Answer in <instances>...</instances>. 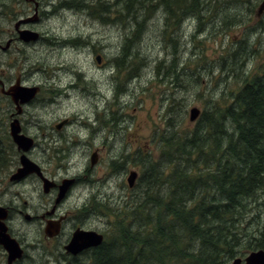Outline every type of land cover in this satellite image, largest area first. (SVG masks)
Returning a JSON list of instances; mask_svg holds the SVG:
<instances>
[{"label": "rangeland", "instance_id": "rangeland-1", "mask_svg": "<svg viewBox=\"0 0 264 264\" xmlns=\"http://www.w3.org/2000/svg\"><path fill=\"white\" fill-rule=\"evenodd\" d=\"M25 1L0 0L2 43L13 36L19 13L32 10L33 5L28 6ZM39 1H45L43 8L48 14L43 12L37 28L48 41H15L7 52L0 50V67L12 66L9 72L13 78L15 65H19L26 79L56 81L54 85L68 96L48 103L38 96L34 103L24 105L18 118L21 133L32 139V148L22 152L9 134L14 109L0 95V204L11 198L17 204L26 202L28 208L22 215L14 213L9 222L11 237L23 249L22 258L13 264H42L38 257L43 255L47 258L44 264H59L48 259H52L50 252L55 242L43 239V223L39 219H23L24 213H40L47 203L42 181L35 178V173L20 181L9 180L20 166L22 153L34 163L38 161L49 176H63L65 172L82 176V228L109 236L117 231L115 225L119 221L113 218L115 210L122 207L119 199H128L136 192L126 180L130 170L140 175L134 160L143 153L150 154L153 160L158 157L160 132L166 127V120L175 117L184 130H192L200 113L190 121L191 107L201 112L204 105L222 102L224 96L229 99L241 80L261 74L264 67V11L255 16L262 0L204 2V9L183 28L180 19H165L160 6L153 10L158 2L149 0L143 9L138 10L140 5L134 3L135 9L131 5L128 12L121 10V5L118 10L113 9L114 0ZM53 4L57 6L55 11L51 9ZM131 21L140 24L136 38V27L131 26ZM130 36L138 44H129ZM246 38L251 41L250 48L246 46L245 51L232 56V43ZM125 47L132 56L124 59L118 69L114 59ZM237 56L244 63L243 69ZM74 71L81 75L76 76ZM188 73L198 78L186 84L182 79ZM69 84L75 86L66 91ZM120 88L123 89L118 92ZM207 92L212 98L205 104ZM181 96L185 97V105H180ZM174 99L178 100L172 103ZM169 104L176 106L174 114L164 112ZM63 119L66 123L57 129L55 125ZM73 121L81 123H76V127ZM93 152L96 160L91 164ZM100 193L106 197L101 198ZM259 196L260 203L254 202L245 217V213L239 216L242 221L254 216L245 230L264 227V183ZM68 205L66 201L64 207ZM60 242L65 244L64 240ZM234 250L218 264H231L235 257L254 251L241 245ZM60 252L58 259L65 254ZM6 256L7 251L0 245V264H6Z\"/></svg>", "mask_w": 264, "mask_h": 264}, {"label": "trees", "instance_id": "trees-1", "mask_svg": "<svg viewBox=\"0 0 264 264\" xmlns=\"http://www.w3.org/2000/svg\"><path fill=\"white\" fill-rule=\"evenodd\" d=\"M146 1L114 0L113 9L121 5L128 12L135 3L141 10ZM149 1L158 2L153 10L160 6L165 19H180L182 28L204 9V2L212 4L211 0ZM134 16L138 19L137 13ZM131 26L136 27V38L140 24ZM249 40L234 41L231 55L250 48ZM128 42L134 38L130 36ZM131 56L125 47L114 59L117 68ZM239 64L243 69L244 63ZM196 78L188 73L182 81L187 84ZM241 81L229 99L224 96L217 104H207L212 98L207 92V106L192 130H184L175 117L166 120L158 157L153 160L143 153L134 160L140 167L136 192L119 199L122 207L113 218L119 221L117 231L103 233L102 243L86 249L82 260L72 264H218L237 245L264 250V227L245 230L254 216L239 218L249 213L254 202L260 203L257 198L264 183V67L261 74ZM179 99L185 105V97ZM165 111L174 114L177 108L169 104Z\"/></svg>", "mask_w": 264, "mask_h": 264}, {"label": "flooded vegetation", "instance_id": "flooded-vegetation-1", "mask_svg": "<svg viewBox=\"0 0 264 264\" xmlns=\"http://www.w3.org/2000/svg\"><path fill=\"white\" fill-rule=\"evenodd\" d=\"M28 1V2H27ZM26 4L29 6L32 4V10L27 11L25 13L20 12L19 15L21 17H18V19L14 22V32L13 36L8 38L4 43L0 41V50L3 52H7L11 45L15 41H20L19 38V30H29L32 32H35L37 34V37L35 40L32 41H22L25 44L29 43H38L48 41V38H45L44 34L39 31L37 28V24L40 23L43 12H47L46 9H44L45 1H39V0H26ZM57 6L54 4L51 6L52 11H55ZM19 21V25L16 28L15 24ZM12 33V32H11ZM63 41V40H62ZM12 66L9 64H5L4 67H0V89H3V92L0 91V94L3 96L6 105H11V109H14V111L10 114V118H16L20 124L18 115L22 114L25 110V104L34 103L38 96L43 97V101L48 103L53 99V102L56 101L57 97L61 96H68L67 94H64V90L60 89V86H56V81L50 80L48 82L47 79L44 80H36L34 82L30 81L29 79H26L24 76V73L21 72L19 65H15L14 69V77L12 78L9 72V69ZM55 70L52 72V77L54 76ZM75 72V71H74ZM76 76H80V72H75ZM50 78V76L48 77ZM16 81L19 82L20 86L24 87H33L37 85L38 91L36 95L30 99L29 101L20 104L19 108H16V104L12 101V97L7 94V90L11 89V87L16 83ZM32 82V83H31ZM47 82L49 85L45 88V85H47ZM75 85L69 84L66 88V91L68 89H73ZM46 90V91H45ZM45 93H48L49 96L45 97ZM55 97V98H54ZM29 102V103H28ZM70 122V121H69ZM66 123V120H61V122L57 123L55 127L57 129H60L63 124ZM60 125V127H57V125ZM78 141V140H77ZM32 148V147H31ZM62 153L60 154V156ZM40 166V171L42 173V176L45 178V180H42L43 178L36 175L35 178L38 181H42V190L47 195V203L43 205V209L40 213L34 214L33 216L23 214V219H26L27 221H32L33 219H39L41 223H43V239L51 241H54L53 243L55 246L52 247V251L50 252L51 258H48L50 262L56 263L59 262V264H68L69 261H72L75 258H82V250L78 251L76 254H73L71 252H68L66 249V246L69 244L73 234L77 231L79 233H82V176L76 175L74 173L65 172L63 176L61 174H56L53 176H49V174L46 173L43 166L38 163V161H35ZM10 180V177H9ZM20 181V179L10 180V182ZM46 181L49 183V187L47 189V192L44 191L43 183ZM96 195V194H95ZM101 198H105L106 196L102 195V193L98 194ZM98 200V196H96ZM68 201L69 205L67 207H64V203ZM0 206L5 211V218L3 219L4 225L7 228L8 233L10 236H13L12 229L9 226V222L13 217L14 213H18L19 215H22L23 212L28 210L26 202H22L20 204L15 203L11 198L8 201H3ZM26 215V216H25ZM84 229V228H83ZM60 240H64L65 244H61ZM82 239H80L81 242ZM82 245V243H79V246ZM29 246V245H27ZM37 250H40L37 248ZM60 250L64 251L65 254L62 255L59 259ZM40 255H43L42 251H40ZM22 258V257H21ZM21 258L16 259L19 260ZM41 259V261H47V258L45 255L38 257ZM65 259V260H64ZM67 259V260H66ZM15 261V260H14ZM10 264H13L11 262Z\"/></svg>", "mask_w": 264, "mask_h": 264}, {"label": "water", "instance_id": "water-1", "mask_svg": "<svg viewBox=\"0 0 264 264\" xmlns=\"http://www.w3.org/2000/svg\"><path fill=\"white\" fill-rule=\"evenodd\" d=\"M264 11V0L261 1L259 4L255 16L259 17L262 12ZM16 28L19 25V21L15 24ZM19 38L22 41L28 42L35 40L37 37V34L35 32L29 31V30H19ZM96 60L99 62L100 57L97 56ZM0 91L3 92V89L1 88ZM38 91L37 86L33 87H24L20 86L19 82L16 81V83L11 87V89L7 90V94H9L12 97V101L16 104V108L20 107V104H23L30 99H32ZM199 109L197 107H191L189 111V120L194 121L196 117L199 115ZM57 127H60L58 124ZM9 134L14 141V143L17 145V149L21 150L22 152H26L31 146H32V139L28 136H25L20 132V125L16 118H12V120L9 123ZM20 166L17 168V170L12 173L10 176V180L15 179H21L27 174L35 173L36 175L42 177V180H45V178L42 176V173L40 171L39 166L31 161L25 154L20 155ZM96 160V153L93 152L90 156V163L94 164ZM137 178V172L134 170H130L129 174L126 178L127 184L129 187H132L135 183V180ZM44 191L47 192V189L49 187V183L44 181L43 183ZM5 218V211L0 206V244L4 247V249L7 251V264H10L12 261H14L17 258H20L22 255V250L19 248L18 243L11 238L7 231L6 226L4 225L3 219ZM80 239L81 242H80ZM103 235L101 233H98L94 230H84L82 229V233L75 232L69 242V244L66 246V249L68 252H71L73 254H76L78 251L86 249L88 247L97 246L102 242ZM79 243H82V245L79 246ZM243 264H264V250H254L249 252L243 259ZM242 258L236 257L232 264H241Z\"/></svg>", "mask_w": 264, "mask_h": 264}, {"label": "bare ground", "instance_id": "bare-ground-1", "mask_svg": "<svg viewBox=\"0 0 264 264\" xmlns=\"http://www.w3.org/2000/svg\"><path fill=\"white\" fill-rule=\"evenodd\" d=\"M72 90V89H71ZM70 91V90H69ZM68 91V92H69ZM75 115V114H74ZM77 118V117H76ZM75 119V118H74ZM77 120V119H76ZM74 122V125L77 127L76 123H81V122H78V121H73ZM77 142V141H76ZM78 142H81L80 140H78ZM234 258V257H233Z\"/></svg>", "mask_w": 264, "mask_h": 264}]
</instances>
